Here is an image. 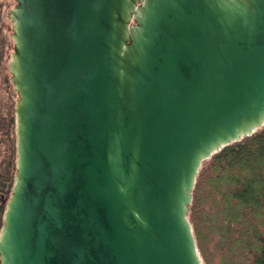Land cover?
I'll return each instance as SVG.
<instances>
[{
    "label": "water",
    "instance_id": "obj_1",
    "mask_svg": "<svg viewBox=\"0 0 264 264\" xmlns=\"http://www.w3.org/2000/svg\"><path fill=\"white\" fill-rule=\"evenodd\" d=\"M12 1L0 264H204L202 163L264 126V0Z\"/></svg>",
    "mask_w": 264,
    "mask_h": 264
},
{
    "label": "trees",
    "instance_id": "obj_2",
    "mask_svg": "<svg viewBox=\"0 0 264 264\" xmlns=\"http://www.w3.org/2000/svg\"><path fill=\"white\" fill-rule=\"evenodd\" d=\"M3 7L0 0V22ZM15 127L13 115L0 117V134L8 141L0 193L9 196L16 173ZM5 208L0 205V231ZM189 219L205 264H264V126L202 163Z\"/></svg>",
    "mask_w": 264,
    "mask_h": 264
},
{
    "label": "rangeland",
    "instance_id": "obj_3",
    "mask_svg": "<svg viewBox=\"0 0 264 264\" xmlns=\"http://www.w3.org/2000/svg\"><path fill=\"white\" fill-rule=\"evenodd\" d=\"M2 1L4 3V7L2 12V21L0 22V51H2V49L5 51L4 55L1 57L2 61L0 64V117L5 119L8 114L13 115L15 118V104L18 95L13 83L11 82V73L9 71V62L11 60V53L13 52V40L11 38L12 21L9 17V11L14 7L15 2L12 0ZM13 130V136L15 138V129ZM7 154V138H5L3 134H0V162L7 156ZM9 197L10 196L7 194L0 193V205H6ZM203 262L205 264L204 259Z\"/></svg>",
    "mask_w": 264,
    "mask_h": 264
}]
</instances>
